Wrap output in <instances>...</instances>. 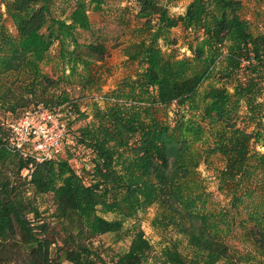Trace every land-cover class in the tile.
Segmentation results:
<instances>
[{
  "label": "trees",
  "instance_id": "1",
  "mask_svg": "<svg viewBox=\"0 0 264 264\" xmlns=\"http://www.w3.org/2000/svg\"><path fill=\"white\" fill-rule=\"evenodd\" d=\"M126 1L136 5L137 16L143 19V32L151 31L153 35L149 41L142 38L123 49L127 60L135 62L142 72L139 79L128 81L127 93L117 96L124 104L102 113L97 130L88 125L70 130V119L66 128L56 112L67 102L73 104L62 89L66 79L46 75L30 66L34 58L41 61L54 43L60 47L61 60L72 65L79 61L102 63L109 57L102 42L96 39L79 42V32H91L84 0H74L66 18L69 24L49 21V0H8L5 4L14 20L17 40L0 57V264H62L63 261L142 264L153 247L139 226L131 227L130 243L124 253L102 248L98 240L103 235L120 232L123 219L133 218L142 207L137 185L117 166L120 153L126 150L135 156L134 165L140 164L141 177L149 178L146 182L156 200L173 213L170 220L174 216L182 218L180 231L197 252L195 256H185L176 246L164 247L157 257L160 264H242L212 232L202 205H194L191 211L182 205L183 209L177 207L175 200L179 197L170 188L178 174L166 170L165 160L173 158L176 162L188 150L189 137L199 139L203 132L194 120L185 121L186 114L180 108L188 104L191 110V102L208 75L209 66L218 58L213 59L216 50L222 51L229 40L236 38L237 46L230 52L239 58L238 63L242 57L248 68L264 69V33L251 35L248 23L240 20L242 0H189L185 14L177 17L167 14L161 0ZM253 1L264 7V0ZM90 2L98 8L100 0ZM180 25L194 31L202 28L204 39L198 43V38H193V43L199 46L195 53L197 57L209 53L212 58L208 65L199 64L188 74H185L188 62L165 58L155 44L162 32ZM259 85H264V79L252 77L240 82L238 98L248 90L256 91ZM149 88H153L154 94H149ZM203 101L214 106V122L222 125V135L224 131L239 132L225 109L230 102L226 87L208 88ZM127 102L129 109L124 106ZM144 103L148 105L138 107ZM172 105L178 107L173 111L174 126L154 120L156 106ZM40 109L57 115L65 129L59 151L42 161L37 160L39 154L31 149H15L10 127ZM78 118L86 116L81 114ZM67 134L69 144L64 138ZM214 148L224 154L223 139L214 142ZM76 150L88 157V167H82V174L70 163ZM175 166V172L185 174L186 169ZM41 196H50L52 200V207L46 213L37 202ZM233 205L236 206V201ZM262 211L260 218L264 221ZM107 214L119 218L108 220L104 216ZM241 226L252 245L264 255V228L250 214Z\"/></svg>",
  "mask_w": 264,
  "mask_h": 264
},
{
  "label": "rangeland",
  "instance_id": "2",
  "mask_svg": "<svg viewBox=\"0 0 264 264\" xmlns=\"http://www.w3.org/2000/svg\"><path fill=\"white\" fill-rule=\"evenodd\" d=\"M7 1L0 0V57L11 50L17 40L14 20L5 7ZM84 2L91 32H79V42L96 39L107 48L109 57L102 63L86 61L88 63L86 64L85 61H79L72 65L73 63L67 60H61L60 47L58 43H54L41 61L34 58L30 64L32 69L37 68L41 73L66 79L62 89L66 91L69 101L73 104L67 102L56 112L66 128L69 124L67 119L72 120L70 130L85 125L97 130L101 124L102 113L124 104L117 96L129 91L128 81L139 79L142 69L135 62L127 60L123 49L142 38L149 41L153 35L151 31L143 32V19L137 16V8L133 2L100 0L98 8H95L90 0ZM161 2L169 16L177 17L185 14L190 1L161 0ZM73 4L74 0H49V21L69 24L66 18ZM238 16L240 20L248 23L251 35L264 33L263 6L257 5L253 0H242V9ZM42 33H45V29ZM194 36L198 38V43L201 42L204 39L202 28L194 31L180 25L162 32L155 44L165 58L180 63L188 62L189 69L185 73L188 74L192 68H197L199 64L208 65L212 59L211 55L208 56L209 53L205 52L201 56H196L195 51L199 46L193 43ZM236 42V38L229 40L222 51L216 50L213 59L218 58H215L214 63L209 66L208 75L191 102V110H188V104L180 108L186 114L185 121L194 120L202 126L203 132L199 139L189 137L188 150L185 149L176 162L173 158L165 160L166 170L178 174L173 178L170 189L176 191L179 197L175 200L179 209L182 205L191 211L194 205H202L212 232L229 246L242 264H264V255L252 245L241 226V222L247 220L250 214L253 220L264 228V221L260 218L264 209V85L257 86L256 91L248 90L239 98L237 96L238 84L252 77L264 79V69L248 68L242 62L244 59L242 57L238 63L239 58L233 57V53L230 52ZM71 49L72 46L69 47V51ZM214 86L227 88L230 102L225 109L231 117L230 122L239 131L236 134L224 131L222 135V125L214 122V112H212L214 106L210 102L203 101L204 92ZM149 94H154L153 88H149ZM146 104L138 107H146ZM196 105L198 110L195 109ZM124 106L129 109L130 104L127 102ZM154 109V120L162 125L174 126L176 119L173 111L178 110L177 105L169 108L156 106ZM81 114H85L86 118H78ZM75 118L77 119L74 120ZM148 121L149 117L146 123ZM32 122L37 123V118ZM45 126L46 129L51 130L46 147L55 140L61 141L62 137L58 138V135L62 129L64 133L65 129L59 119L57 125ZM64 138L69 144L68 134ZM222 139L223 148L226 150L224 154L214 148V142ZM35 142L36 138L32 135L27 148L31 149ZM212 147L214 151L211 150ZM60 153L64 156L63 150ZM74 153L76 156L70 163L78 174H82V167L84 166L85 169L88 167V157L83 156L82 151L79 150ZM120 154L117 159L118 169L125 172L128 180L137 185L143 203L133 218L123 219L120 232L99 237L102 248L114 252H126L130 243L131 227L135 224L142 229L153 247V252L143 259L142 264H160L157 258L159 252L169 246H176L185 256L197 255L189 245L187 236L180 231L179 224L182 218L174 216L170 220L173 213L167 211L160 200H156L146 182L149 178L145 180L141 177L138 170L140 164L134 165L135 156L132 157L128 150ZM127 159H131L129 160L131 164ZM175 165L186 169L185 174L182 171L175 172L177 167ZM152 183L155 184V181L152 180ZM235 201L236 206L233 205ZM37 202L43 213L52 207L50 196L38 197ZM254 207L258 213H255ZM104 216L108 220L119 218L116 214ZM62 264L70 263L63 261Z\"/></svg>",
  "mask_w": 264,
  "mask_h": 264
},
{
  "label": "built area",
  "instance_id": "3",
  "mask_svg": "<svg viewBox=\"0 0 264 264\" xmlns=\"http://www.w3.org/2000/svg\"><path fill=\"white\" fill-rule=\"evenodd\" d=\"M34 118H37V123L32 122ZM46 124L57 125L58 117L57 115L50 114L45 109H40L34 113H28L19 124L11 125L10 127L15 136V149L19 151L27 148L30 137L33 135L36 138V142L31 147V150L33 153L39 154L38 161L56 154L60 149V139L48 143L46 147L47 137L51 131L50 129H46ZM62 136L63 129L58 138Z\"/></svg>",
  "mask_w": 264,
  "mask_h": 264
},
{
  "label": "crops",
  "instance_id": "4",
  "mask_svg": "<svg viewBox=\"0 0 264 264\" xmlns=\"http://www.w3.org/2000/svg\"><path fill=\"white\" fill-rule=\"evenodd\" d=\"M136 6V5H135ZM137 8V7H136Z\"/></svg>",
  "mask_w": 264,
  "mask_h": 264
}]
</instances>
